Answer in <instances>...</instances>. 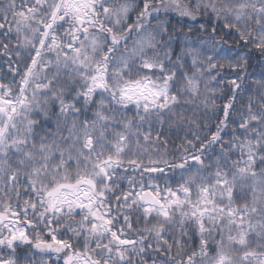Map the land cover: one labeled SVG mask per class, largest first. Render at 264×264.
I'll use <instances>...</instances> for the list:
<instances>
[{"label": "snow or ice", "instance_id": "6c2138e0", "mask_svg": "<svg viewBox=\"0 0 264 264\" xmlns=\"http://www.w3.org/2000/svg\"><path fill=\"white\" fill-rule=\"evenodd\" d=\"M252 53L264 0H0V264H264Z\"/></svg>", "mask_w": 264, "mask_h": 264}, {"label": "trees", "instance_id": "16d2710c", "mask_svg": "<svg viewBox=\"0 0 264 264\" xmlns=\"http://www.w3.org/2000/svg\"><path fill=\"white\" fill-rule=\"evenodd\" d=\"M231 43V41L229 42ZM0 68H4L3 61L0 60ZM6 71V69H5ZM248 72L253 76V78L259 79L261 77V74L264 73V64L260 62V57L256 53H252V59L249 61V68ZM226 75H230L226 73ZM218 104H220V101H217ZM227 139V137H225ZM177 144L180 143L179 140L175 141Z\"/></svg>", "mask_w": 264, "mask_h": 264}]
</instances>
